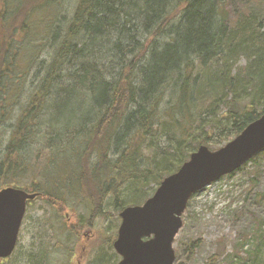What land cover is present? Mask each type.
I'll list each match as a JSON object with an SVG mask.
<instances>
[{
	"label": "trees",
	"instance_id": "1",
	"mask_svg": "<svg viewBox=\"0 0 264 264\" xmlns=\"http://www.w3.org/2000/svg\"><path fill=\"white\" fill-rule=\"evenodd\" d=\"M64 2L0 0V128L13 108L5 95L22 88L35 65L36 58L19 70L25 33L34 17L41 28L45 12L58 5L61 13L50 36L36 34L57 44L0 158V188L30 171L25 189L39 193L53 220L71 210L68 195L76 194L85 214L67 231L79 237L96 218L111 217L109 199L117 214L144 203L198 146L219 147L264 114V0H247L233 16L226 0H78L63 15ZM105 50L120 62L97 55ZM78 91L93 97L95 114L74 128L47 123L55 102ZM39 144L48 150L43 163L42 148L33 149ZM69 150L75 164L52 178L51 160ZM114 237L103 238L95 264L119 257ZM59 239L56 231L32 247L26 264H62L57 253L72 249Z\"/></svg>",
	"mask_w": 264,
	"mask_h": 264
},
{
	"label": "rangeland",
	"instance_id": "2",
	"mask_svg": "<svg viewBox=\"0 0 264 264\" xmlns=\"http://www.w3.org/2000/svg\"><path fill=\"white\" fill-rule=\"evenodd\" d=\"M77 2L78 0H65L63 15L68 14ZM226 2L227 10L233 16L235 12L242 9L247 0H226ZM45 15L48 16L49 22L40 28L42 23L39 24L36 21L37 17H34L30 33H25L22 44L20 43L23 49L20 50L18 57L21 65L19 70L22 69L21 72H23L35 58L36 60L33 62L35 64L33 69L27 74V81L23 82L25 85L22 88L17 87L15 93L5 95L7 102H10L13 108L0 128V158H3L20 109L28 103L32 95L33 86L31 84L36 82L35 74L39 77L38 75L42 73L44 62H48L57 44L50 43L49 38L43 41L41 36L37 37L36 34L39 35L41 32L46 37L48 34L50 36V29H55L61 17L59 6L52 7L45 12ZM167 39L168 36H165L160 38V41L164 43ZM32 43L40 44L39 48ZM25 44L26 48H24ZM36 52H39L37 57H35ZM246 63V60L242 59L239 64L245 65ZM95 112L93 97L87 92L64 94L55 102V108L49 110L47 123L57 125V128L64 129L66 126L74 128L83 124L88 117L91 118ZM34 145H31V148ZM219 147L215 146V148ZM41 148L40 144L33 147L34 150ZM41 151V163H43L48 150L43 147ZM35 152L33 151L29 156L32 162H35ZM74 157L75 153L71 150L65 154H56L46 170L48 175L54 178L62 165L66 167L74 165ZM31 176L29 171L26 177H17L15 180L19 182L13 185L25 189V186L31 182ZM77 199L76 194L68 195L71 210H66L59 217L60 219L54 217V220L51 218L52 209L43 201L36 200L30 203L16 250L5 264H26L31 248L52 238L56 231L59 234V243L72 249L70 255H65V249L58 252L59 262H63L62 264H95L97 251L103 238L106 241L112 234H115V239L121 220L117 218L119 214L113 209L111 198L109 199L111 204L105 206V210L111 213V217L96 218L92 225L80 229V235L76 237L74 232L67 231V226L75 221L77 216L85 214L84 205ZM65 221L68 222L64 223ZM183 221V228L176 236L174 243L177 256L175 264H264V152L238 171L225 175L194 194L183 214ZM46 222L48 227H43ZM53 223H55L53 226L56 231L52 230ZM55 241L54 236L53 240H48V244ZM195 242H198L199 246H197L198 243L193 245ZM66 259L68 262H65ZM120 259V256L117 259L112 257L109 259V264H117Z\"/></svg>",
	"mask_w": 264,
	"mask_h": 264
},
{
	"label": "water",
	"instance_id": "3",
	"mask_svg": "<svg viewBox=\"0 0 264 264\" xmlns=\"http://www.w3.org/2000/svg\"><path fill=\"white\" fill-rule=\"evenodd\" d=\"M264 151V114L219 149L200 145L174 173L165 177L144 203L120 212L113 242L117 264H175L174 243L194 194L231 174ZM38 197L19 187L0 189V258L16 248L28 201Z\"/></svg>",
	"mask_w": 264,
	"mask_h": 264
},
{
	"label": "bare ground",
	"instance_id": "4",
	"mask_svg": "<svg viewBox=\"0 0 264 264\" xmlns=\"http://www.w3.org/2000/svg\"><path fill=\"white\" fill-rule=\"evenodd\" d=\"M168 36V35H167ZM112 52H110V54L109 55H114V54H111ZM103 54H106V55H103ZM103 54H97L99 57H102V56H104V57H107V59L109 60V61H112L113 59H114V57H109V55L107 54V51L105 50L104 51V53ZM115 57H116V60H117V62H120V57H119V54L118 53H116L115 52V55H114ZM129 58H131V57H129ZM133 58V57H132ZM16 187V186H15Z\"/></svg>",
	"mask_w": 264,
	"mask_h": 264
}]
</instances>
